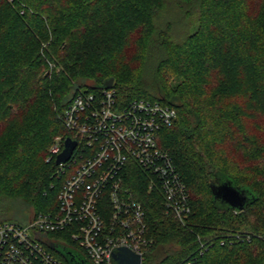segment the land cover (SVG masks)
<instances>
[{
  "label": "trees",
  "instance_id": "trees-1",
  "mask_svg": "<svg viewBox=\"0 0 264 264\" xmlns=\"http://www.w3.org/2000/svg\"><path fill=\"white\" fill-rule=\"evenodd\" d=\"M111 77L120 98L177 111L159 142L192 212L180 220L131 169L144 263L264 264V0H0V223L58 211L62 114ZM227 176L254 193L245 209L214 199Z\"/></svg>",
  "mask_w": 264,
  "mask_h": 264
},
{
  "label": "built area",
  "instance_id": "built-area-1",
  "mask_svg": "<svg viewBox=\"0 0 264 264\" xmlns=\"http://www.w3.org/2000/svg\"><path fill=\"white\" fill-rule=\"evenodd\" d=\"M176 117L169 105L120 98L114 84L78 93L62 114L70 135L56 138L50 149V159L57 160L67 137L77 141L71 158L58 165V211L41 212L23 224L0 223V264H72L61 246L79 252L82 264H114V251L123 247L145 264L144 250L153 240L127 176L140 167L170 212L182 221L192 212L187 185L159 142Z\"/></svg>",
  "mask_w": 264,
  "mask_h": 264
},
{
  "label": "water",
  "instance_id": "water-1",
  "mask_svg": "<svg viewBox=\"0 0 264 264\" xmlns=\"http://www.w3.org/2000/svg\"><path fill=\"white\" fill-rule=\"evenodd\" d=\"M114 81L113 77L108 78L101 87H112ZM76 146L77 141L67 137L64 150L58 155L56 163L60 165L67 162L71 158ZM212 193L216 201L227 207L236 208L238 210L245 209L255 198V195L251 190L237 185L234 180L228 176L218 178V181L212 183ZM61 250L72 264H82L80 260L83 258L79 252L71 248H66L65 246H61ZM141 259V255L135 254L125 247L119 248L113 253L114 264H140Z\"/></svg>",
  "mask_w": 264,
  "mask_h": 264
},
{
  "label": "rangeland",
  "instance_id": "rangeland-1",
  "mask_svg": "<svg viewBox=\"0 0 264 264\" xmlns=\"http://www.w3.org/2000/svg\"><path fill=\"white\" fill-rule=\"evenodd\" d=\"M31 208H25L24 209V216L17 214V213L9 215L8 221L20 222V221L26 220L27 222H29V221L33 220V218H35L36 215H35V212ZM28 218H29V221L27 220ZM52 236L57 237V238H61V239H67V237L64 235L52 234Z\"/></svg>",
  "mask_w": 264,
  "mask_h": 264
}]
</instances>
